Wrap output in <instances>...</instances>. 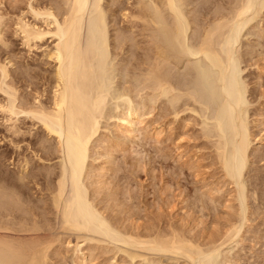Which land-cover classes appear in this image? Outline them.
I'll use <instances>...</instances> for the list:
<instances>
[{
  "label": "bare ground",
  "instance_id": "obj_1",
  "mask_svg": "<svg viewBox=\"0 0 264 264\" xmlns=\"http://www.w3.org/2000/svg\"><path fill=\"white\" fill-rule=\"evenodd\" d=\"M155 1L153 2L156 13L151 6L153 2L149 1V4L147 0L137 1L136 10H128L126 3L123 2L122 5L121 0H27L25 11L22 10V14L20 12L19 16L16 15L13 22L14 33L21 39L28 52L45 45L46 40L51 38V43L44 46L43 54L52 59L53 69L46 71L50 74V77L47 74V78L51 86V95L47 101L42 99L44 94L43 92L41 94L37 87L34 88L37 91L34 92L33 99L31 97L32 100L30 98L28 100L12 81L13 58L8 56L7 58L11 59L0 60V92L4 94V96L0 94V126L3 131L0 133V144L7 145L8 148L6 153L0 152V264H49L50 250L55 240L42 236L45 229L42 226L45 223L47 226V222L51 221L49 213L55 216L58 225L64 231L85 234L77 235L78 239L83 237L98 242H112L118 249L127 251L125 254L128 253L131 258L142 254L127 250L126 248L130 246L176 254L186 258L189 264H218L223 246L237 240L244 226L250 221L249 210L252 208L248 196L254 197L256 191L249 195L243 174L249 162L252 133L242 116L246 93L241 84L243 82L240 81L241 71L232 53L243 27L259 7L260 9L264 7V0H231L235 4L231 2L233 5L230 4L228 12H217L212 22L199 25L202 28L200 27L198 31L194 52L187 45V31L190 25L184 9L186 0ZM158 8L171 16V36L167 37L170 41L167 42L165 39L161 41L162 36L159 35L158 39V33L153 35L156 40L151 35L154 41L149 36L153 41V44L149 42L152 48L149 46L145 48L148 49L147 53L152 50L151 54L148 53L150 57L146 53L147 60L141 58L142 61L135 63L134 77L143 82V77L141 79L138 77V70L145 68L141 65H146L142 74L145 84L149 82L147 88H151L157 94L175 92L178 86L176 87L169 77L172 63L170 51L174 48L181 54H187L186 56L202 54L218 71V85L212 81L211 87L209 86L224 101L223 114L216 122L218 130L216 132L218 138L227 133L230 143L218 139L215 153L225 176L228 177V185H232L230 198L225 206L234 210L237 218L233 215L235 218L228 224L223 237L220 238L222 235L212 239L209 237L208 240L211 241L206 240L208 242L206 244L195 241V238L192 240L183 234L184 231L181 233L179 230L178 233L174 228L172 229L174 231L170 229L168 232L166 229L162 231L160 227L153 228L161 230L155 232L147 231L146 226L144 228L146 232H141L143 229L139 232L136 230L137 227L132 228L127 224L125 227L120 218H116L120 211L116 209L119 212L113 213L111 210L112 208L115 210V206L111 207L109 204L116 194L111 192L108 179L105 177L107 171L113 169L107 166L110 161H105L106 165H95L90 159L93 152L92 142L99 131L100 119L107 107L109 93L107 76L111 48L121 51L127 41H131L133 47L137 45L131 36L132 32L127 35L121 30V26H117L118 21L113 27L120 29L114 28V42L111 43L108 18L110 15L115 17L121 15L127 22L142 21L143 27L146 26L144 21L156 22V25L161 21L165 25L162 20L164 21L166 17L163 15V19L160 17L163 12L160 13ZM7 19L0 11V43L6 48L9 46L4 33ZM112 19L113 17L110 21ZM116 19H113V24ZM150 27L152 24L148 28ZM146 28L147 26L142 29ZM117 54L119 55V52ZM131 63L134 66V62ZM125 64L123 63V67ZM35 73L38 72L35 71L34 75ZM28 74L30 75V71ZM28 74L26 75L29 79ZM34 75L30 76L34 78ZM33 78L29 79L31 83ZM45 78L44 82L47 80ZM141 89L140 85L135 86V92ZM189 95L194 98L192 92ZM172 96L175 100L180 98L178 94ZM191 110L196 111L193 107ZM26 118L30 121L26 122ZM138 118V113L129 108L122 114L121 124H125L126 131L133 132V121ZM119 144L108 145L110 148L107 147V155L112 154L113 145L120 146ZM227 145L231 147V152H228ZM2 158L10 159L11 163L17 166L19 170L17 175L11 172V176L5 168L2 169L4 165ZM54 158L58 160L54 164L45 163ZM33 188H36L35 192L40 193L36 194L37 199L33 197L35 193L32 192ZM56 220L52 223L53 226L55 222L57 223ZM118 220L123 224L121 225ZM51 228H46V231ZM45 233L49 234L48 231ZM95 246L90 244V248L86 250L81 248L79 241L76 242L74 250L80 253L76 255L73 264H89L91 258L88 262V255L99 245ZM224 260L231 264V259L226 257Z\"/></svg>",
  "mask_w": 264,
  "mask_h": 264
},
{
  "label": "rangeland",
  "instance_id": "obj_2",
  "mask_svg": "<svg viewBox=\"0 0 264 264\" xmlns=\"http://www.w3.org/2000/svg\"><path fill=\"white\" fill-rule=\"evenodd\" d=\"M121 1L122 5L123 2L126 3L124 4L128 10H136L135 6L139 0ZM149 1L147 0V2ZM186 1L184 9L190 25L187 31V45L194 52L198 41V31L202 28L199 25L212 22L217 12H228L232 1ZM26 2L27 0H0V11L8 18L4 33L5 38L9 41L7 48L0 43V60L5 61V59H11L10 57L13 58L12 81L26 99L29 100L31 97L33 99V94L37 91L34 88L37 87L40 93L43 92L44 94L42 99L47 101L51 95V86L48 83L47 74L50 75L48 72L53 69V63L51 58L43 54V51L44 46L51 43V38L46 40L45 45L28 52L29 50L23 46L21 39L16 37L14 33V19L20 15V12L22 14V10L25 11ZM151 6L156 13L154 2ZM162 10L158 8L160 13L163 12L162 14L159 13L160 17H166L164 21L162 20L165 25L159 21L158 16L157 25L156 22L150 21L149 24L144 21L147 28L151 24L153 27L146 28V30H144L146 26L143 27V22L139 20V22L136 20L137 23L131 20L132 25L130 20L127 22V20L122 19L121 15L118 17L117 15L116 17L110 15L113 19L117 18L113 24V19L110 21V16L108 18L111 43L114 42V28L121 26V30L127 35L132 32L131 36L134 37L137 45L133 47L131 41H127L124 46L126 50L122 49L124 52L121 50L123 53L111 48V62L109 61L110 67L107 76L109 86L107 111L105 110L100 119L99 131L92 142L91 151L93 152H91L90 159L95 165H106L105 161H110L107 166H111L113 171L108 170L105 177H107L110 185L107 186L110 187L111 192H116V194L113 195L114 198L111 199L113 201L109 204L111 207L115 206V210L114 208L111 210L113 213L117 210L120 211L121 215L116 213L120 217L115 215L124 223L118 220L120 224L122 223L125 227L126 224L131 225L132 228L137 227L135 229L139 232L142 229L141 232H146L144 230L146 226L148 228L153 226L149 228L150 230L147 228V231H155L157 229L154 230L153 228L159 227L162 231L174 228V230L177 229L176 232L184 231L183 234H186L188 238L192 240L195 238V241L206 244L209 237L211 239L219 235H222L220 238L223 237L228 224L235 217L237 218L234 210L232 211L225 206L226 201L230 198L229 192L232 185H228V177L225 176L226 174H224L216 154L218 139L221 142L229 141L228 143H230L227 133L222 138H218V130H216V122L223 114L224 101L219 94L210 88L212 81L213 84L218 85V71L202 54L186 56L187 54H181L179 50L177 51V48L171 49L172 52L170 51V53L173 57L171 56L169 77L174 85L178 86L175 92L157 94L151 88H147L149 82L145 84L142 74L145 72L146 65H141L145 68H141L143 71L139 69V74L137 73L140 79L143 77L144 83L139 82L134 77L135 63L142 61L141 58L147 57L148 49L146 48H148L147 46L152 48L149 42L153 40V35L158 33V35L156 34L157 38L159 35L162 36L161 41L164 39L166 41L167 37L170 38L171 36V16ZM257 11L251 15V19L243 27L232 55L241 71L240 81L243 82L241 84L245 88L244 93H246L244 94L245 104L243 105L242 116L252 133L250 157L243 174V181L246 182L249 195L251 196L256 191L254 197H259L254 199L253 195L251 198L248 196V199H251L249 202L250 208H252L249 210L250 221L244 226L237 240L228 242L223 246L221 255L223 258L220 257L218 264H227L224 260L226 257L233 261L231 264H264V7L261 9L259 7ZM116 23H118V27H113V25L116 26ZM150 29L154 32L152 33ZM154 39L156 40V38ZM134 40L133 44L135 43ZM153 41H151L152 44ZM151 51L148 53L151 54ZM117 52H119L118 56L116 55ZM8 56L10 57L7 58ZM122 62L126 64L134 62V66L131 63L132 65L125 64L123 67ZM29 71L31 76L34 75L35 71L38 73H35L33 78L28 74ZM24 72L29 75V79L33 78L32 83ZM19 73L25 74L27 79L25 76L22 78L23 75ZM37 75L40 79L35 77ZM45 77L47 78L46 82H44ZM37 79L41 81L38 82ZM137 85L142 87L139 92H135ZM190 92L193 93L195 99L189 95ZM0 94L4 96L2 92ZM172 94H178L180 98L175 100ZM192 107L196 111L191 110ZM129 108H132L139 115V118L135 119V122L133 121V132L126 131L125 124H121L122 114L127 112ZM26 119V122L30 121ZM1 131L0 126V133L3 132ZM41 131L40 133H43ZM29 138L28 140L31 139ZM117 143H120V146H112L113 151L111 150L110 156H113L111 158L107 155V147ZM6 147L7 145L0 144V152L6 153L8 150ZM227 148L229 149L228 152H231V147L227 145ZM30 155L32 154L30 153ZM2 159V165L4 164L2 169L5 168L10 175L13 172L16 173L14 175H17L19 172L17 166L11 163L8 158ZM56 161L58 160L54 158L45 161V163L54 164ZM35 190L36 188H33L32 192ZM36 194L40 195V193L38 191L34 193L35 199H37ZM48 215L51 221L47 222L48 227L45 222V225L41 223L42 227H45L43 234L42 232L41 234L47 239L55 240L54 247L52 246L50 250L49 264H73L76 255L80 253L74 250L78 241L81 248H86V250L90 248V244L91 246L99 245L92 250L93 254L90 253L91 250L89 251L87 261L89 262L91 258V264H189L186 258L176 254L159 253L133 246L126 248V246L127 250L142 254V256L131 258L128 253L125 254L127 251L123 252L112 242H98L95 239L89 240L83 237H79V240L77 235H85L84 233L64 231L58 225L55 216H52V213ZM112 215L114 216V214ZM51 216L54 218L53 221ZM55 220L57 223L55 222V226H53L52 223ZM46 228H51V230H47L49 234L45 233L47 232ZM159 230L157 231L159 232ZM210 241L208 240V242Z\"/></svg>",
  "mask_w": 264,
  "mask_h": 264
}]
</instances>
